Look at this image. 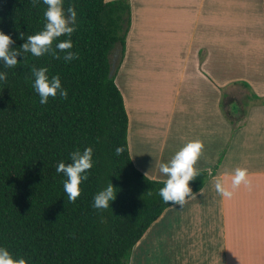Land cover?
<instances>
[{
	"label": "trees",
	"instance_id": "trees-1",
	"mask_svg": "<svg viewBox=\"0 0 264 264\" xmlns=\"http://www.w3.org/2000/svg\"><path fill=\"white\" fill-rule=\"evenodd\" d=\"M70 6L77 11L71 35L77 58L65 62L64 53L60 58L35 57L19 49L44 26L42 0H0V31L14 41L10 48L21 52L15 68L0 64L8 73L0 82V246L27 264H129L136 243L173 206L157 194L164 180L147 177L130 157L129 117L115 77L125 56L131 4L64 0L65 11ZM117 49V68L110 76L112 51ZM33 67L59 75L68 98L50 97L41 105L32 88ZM221 105L225 118L240 126L247 104L226 92ZM117 146L125 148L119 156ZM85 147L93 148V167L72 202L56 166L70 162V153ZM198 172L189 181L193 195L214 170ZM109 183L115 199L98 211L92 207L93 197Z\"/></svg>",
	"mask_w": 264,
	"mask_h": 264
},
{
	"label": "crops",
	"instance_id": "crops-1",
	"mask_svg": "<svg viewBox=\"0 0 264 264\" xmlns=\"http://www.w3.org/2000/svg\"><path fill=\"white\" fill-rule=\"evenodd\" d=\"M111 1V0H106ZM131 26L115 82L129 117L134 166L165 180L159 164L188 140L195 167L214 170L183 206L173 205L134 246L129 264H264V102L234 128L223 87L244 81L264 96V0H130ZM250 186L231 188L235 168Z\"/></svg>",
	"mask_w": 264,
	"mask_h": 264
},
{
	"label": "clouds",
	"instance_id": "clouds-1",
	"mask_svg": "<svg viewBox=\"0 0 264 264\" xmlns=\"http://www.w3.org/2000/svg\"><path fill=\"white\" fill-rule=\"evenodd\" d=\"M32 2L38 4L41 0H32ZM42 4L46 6L43 11V28L39 32L29 35L19 49L25 53H31L35 57L52 54L56 58H60L59 53H64L65 62L75 60L77 56L71 51L73 47L71 35L76 30L77 24L75 7L70 6L65 11L64 0H42ZM62 36L65 39L60 40L59 38ZM54 42L55 47L53 48ZM13 43L10 35L0 31V64L3 65V68L12 69L18 64L17 56L21 55V52L16 51V48H10ZM7 75L6 71L0 70V82L6 81ZM32 76V88L38 94L41 105L47 104L50 97L56 98L59 95L62 98H68V91L62 86L59 75L49 76L46 67H33ZM203 147L204 145L199 139L188 140L167 162L159 164V172L166 177L163 186L157 193L163 202L183 206L187 199L192 197L189 181L199 175L195 165L201 156ZM124 151L123 146L115 148L117 156ZM69 160L70 162L67 163L60 161L56 166V172L64 177V192L69 201L75 202L81 192V183L88 179V172L93 167V148L85 147L82 151L77 149L70 153ZM209 174H211V170H209ZM241 184L250 186L247 170L240 167L235 168L231 175V188L225 185L222 177L215 178L216 192L226 199H231L233 190L239 188ZM115 195V188L109 183L94 195L92 207L98 211L108 209L110 203L115 199ZM0 264H27V260L14 256L6 247L0 246Z\"/></svg>",
	"mask_w": 264,
	"mask_h": 264
},
{
	"label": "rangeland",
	"instance_id": "rangeland-1",
	"mask_svg": "<svg viewBox=\"0 0 264 264\" xmlns=\"http://www.w3.org/2000/svg\"><path fill=\"white\" fill-rule=\"evenodd\" d=\"M117 52H118L117 57L114 56L115 50L112 51V56H111L112 61L114 59L116 60L115 70L117 68V62H118V58H119V49H117ZM223 88H224L223 89L224 90L223 93L228 92L229 94L234 95L236 99L241 98L243 103L247 104L245 106V107L248 106L247 107V114L245 115V117L248 116V113H249V110H250L251 106L253 107V106L257 105V104H260V103L264 102V96H260V95L256 94V92H254L252 87L248 83H246L244 81L232 82L229 85H224ZM244 95H245V97H244ZM254 96H257V97H254ZM225 109L226 110L229 109L227 105H225ZM240 112H241L240 109H238V111L234 113V116L236 118H238ZM245 117H244V119H245ZM233 127H234V125H233ZM234 128H237V127H234Z\"/></svg>",
	"mask_w": 264,
	"mask_h": 264
},
{
	"label": "water",
	"instance_id": "water-1",
	"mask_svg": "<svg viewBox=\"0 0 264 264\" xmlns=\"http://www.w3.org/2000/svg\"><path fill=\"white\" fill-rule=\"evenodd\" d=\"M117 54H118V52H117V50H115V54H114V56L117 57ZM115 63H116V60L114 59V60L112 61V67H111V70H110V76H112L113 73H114V71H115V66H116Z\"/></svg>",
	"mask_w": 264,
	"mask_h": 264
}]
</instances>
